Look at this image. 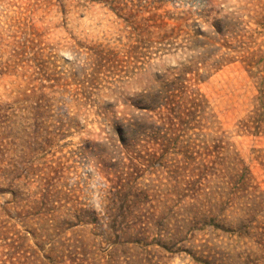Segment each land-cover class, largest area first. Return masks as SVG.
Here are the masks:
<instances>
[{
    "label": "rangeland",
    "instance_id": "obj_1",
    "mask_svg": "<svg viewBox=\"0 0 264 264\" xmlns=\"http://www.w3.org/2000/svg\"><path fill=\"white\" fill-rule=\"evenodd\" d=\"M0 264H264V0H0Z\"/></svg>",
    "mask_w": 264,
    "mask_h": 264
},
{
    "label": "clouds",
    "instance_id": "obj_2",
    "mask_svg": "<svg viewBox=\"0 0 264 264\" xmlns=\"http://www.w3.org/2000/svg\"><path fill=\"white\" fill-rule=\"evenodd\" d=\"M83 179L85 185V195L90 208H93L101 218L103 224L106 220V210L108 207L107 195L100 197L99 186L104 181L103 172L95 160H90L87 164L81 165L78 175L71 178V183L75 184Z\"/></svg>",
    "mask_w": 264,
    "mask_h": 264
}]
</instances>
